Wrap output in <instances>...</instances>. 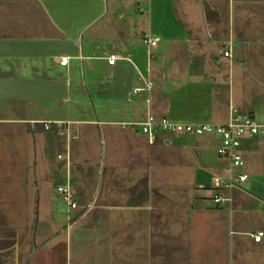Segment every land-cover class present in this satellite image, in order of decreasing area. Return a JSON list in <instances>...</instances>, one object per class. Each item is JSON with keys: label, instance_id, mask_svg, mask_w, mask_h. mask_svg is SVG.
Here are the masks:
<instances>
[{"label": "crops", "instance_id": "1", "mask_svg": "<svg viewBox=\"0 0 264 264\" xmlns=\"http://www.w3.org/2000/svg\"><path fill=\"white\" fill-rule=\"evenodd\" d=\"M237 114L264 124V0H0V264H83L78 248L123 239L128 220L140 223L122 240L130 264H264V236L253 237L264 232V141L242 139L248 179L217 205L219 138L151 141L139 124ZM68 177L70 210L57 192ZM94 201L108 210L97 222L113 226L89 229L73 254V225ZM169 220L179 231L156 245L151 223ZM100 246L102 263L122 261Z\"/></svg>", "mask_w": 264, "mask_h": 264}, {"label": "built area", "instance_id": "2", "mask_svg": "<svg viewBox=\"0 0 264 264\" xmlns=\"http://www.w3.org/2000/svg\"><path fill=\"white\" fill-rule=\"evenodd\" d=\"M145 40L152 46L156 45V40L150 35H146ZM229 54V51H225V55ZM116 58L115 55L111 56L109 58V63L114 64ZM67 62V56L61 59L62 65H66ZM151 85L152 84L148 81L146 83V88H151ZM140 90H142V88L136 87L134 92H139ZM139 124L142 132L145 133L151 141L156 138L159 132L170 133L176 136L182 134L196 136L208 134L219 138L218 154L220 157L227 160V165L224 167L226 175L212 177L213 185L216 187V192L212 198L217 205L230 204L232 202L230 190L248 179L247 173L237 172L245 163L240 150L242 139L245 137H258L264 141V124L256 121L250 114H237L224 123H183L174 121L167 116L158 118L155 115H148V117ZM43 126L45 130L53 129V125L50 122L44 123ZM58 157L63 158V155H59ZM57 192L66 203L69 210L77 207L74 185L70 177H68L66 182L58 185ZM263 236V231L253 233L255 241H260Z\"/></svg>", "mask_w": 264, "mask_h": 264}, {"label": "rangeland", "instance_id": "3", "mask_svg": "<svg viewBox=\"0 0 264 264\" xmlns=\"http://www.w3.org/2000/svg\"><path fill=\"white\" fill-rule=\"evenodd\" d=\"M122 20H124V19H122ZM160 135L161 136L165 135V136L170 137V138L172 137L170 133L161 132ZM176 148L177 147H175V146L173 147V145H171L167 149L171 153V150L172 149H176ZM185 149H186V154H188L191 157V159L194 160V156L191 153V149L189 147H186ZM58 161H59V159H58ZM100 163H101V159H100V156H99L97 161H96V164H95L97 168H98V165ZM108 166H111V164H109ZM96 171L98 172L97 169H96ZM98 173H102V171L98 172ZM111 199L113 201L114 200V196H111ZM89 206H90V209L87 212V215L84 216L83 218L77 220V222L73 225V229H75L74 230L75 233H78V235L76 234L77 237L79 236V234L83 233L81 235V238L78 239L76 237V239L78 241H73V246H74L73 254L77 253L78 243L80 241H85L88 238L87 235H90V232L88 231L89 229H92V227H97V224L100 225V226H106V225L107 226H111V227L113 226V223H111V222H107V223L103 222V221L97 222V215H100V216L104 217L105 219H108V210L99 209L98 205H97V202H95V201L91 202L89 204ZM168 207H169V211L172 213V209H171L170 205H168ZM125 212L126 211L123 210V209H117L115 211H111L110 215L114 214L116 216H119V217L123 218ZM153 213L154 212L152 211V213L149 215L150 218H152ZM164 215L168 217V215L166 213H164ZM169 215L171 217V214H169ZM71 218H72V221H74L76 217H74V214H72ZM150 222L144 223V225L150 226ZM67 223H68V221H67V218H66V221H65L64 224H67ZM139 224L140 223L137 224L135 222H131V220H128V222L127 221H122L119 225L121 227V233H123V239H124V237L125 238L128 237L129 233L135 231L134 228L137 229V225H139ZM151 224L154 227V232L158 231L157 233L154 234V242L158 243L156 245H160V241L161 240H165L163 237L164 236L167 237L169 235L168 232H175L176 230L179 231V223L174 221V220H169L168 223H166L165 221H159V222L153 221ZM83 231H85V232H83ZM163 232H164V235H162ZM86 233H88V234H86ZM161 238H163V239H161ZM123 239H121V240L120 239H114L113 240L114 243L112 241H109L108 244H105L104 240H102L100 242H92L91 244H89L85 248H81V247L78 248L79 255H82L83 257H85L81 261V263H83V264H104V263L101 262L102 261L101 257H103L102 253H104V251H106V249H103L102 248L103 246L99 247V245H109L111 243V246L113 247L114 251L112 249L113 253H110V254L107 255V257L109 259L108 261L110 263H116L118 260H122L119 264H130V260L128 259V255H130L129 258H131V253H133L134 251L131 250L129 252V248L127 246L131 245V244H129V243L125 244L122 241ZM170 240L174 241L175 238H172ZM91 241H89V242H91ZM167 241H169V238L167 239ZM122 245H125V248H122ZM170 247H171V245H170ZM99 248H101L102 250H100ZM120 248H122V249H120ZM169 264H174V263L171 262Z\"/></svg>", "mask_w": 264, "mask_h": 264}]
</instances>
